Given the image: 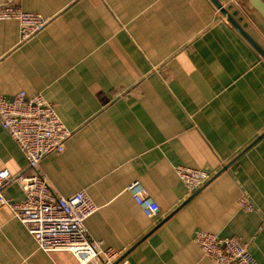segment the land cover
Here are the masks:
<instances>
[{
    "label": "crops",
    "instance_id": "0c3cea01",
    "mask_svg": "<svg viewBox=\"0 0 264 264\" xmlns=\"http://www.w3.org/2000/svg\"><path fill=\"white\" fill-rule=\"evenodd\" d=\"M218 1L238 11L264 48V20L247 0ZM18 4L49 22L21 42L20 22L0 20V96L41 93L72 131L65 151L47 156L40 172L55 194L85 191L98 205L86 221L89 235L125 250L132 264H215L195 242L204 230L239 238L264 264V58L212 1ZM177 166L210 178L188 193ZM26 168L0 127V170ZM135 181L159 204L155 218L129 193ZM4 195L12 203L25 197L16 183ZM242 198L254 210L242 208ZM0 264L79 263L40 250L7 206Z\"/></svg>",
    "mask_w": 264,
    "mask_h": 264
},
{
    "label": "built area",
    "instance_id": "2783aa9c",
    "mask_svg": "<svg viewBox=\"0 0 264 264\" xmlns=\"http://www.w3.org/2000/svg\"><path fill=\"white\" fill-rule=\"evenodd\" d=\"M0 20L20 22L21 42L30 40L49 22L40 14L23 11L18 0H6L0 5ZM0 127L27 160L24 173L0 170V210L8 206L35 239L38 248L49 255L69 253L79 264H132L125 250L107 247L102 240L89 235L86 221L99 209L93 199L85 191L69 197L55 194L40 172L42 161L50 154L65 151L73 134L59 118L54 105L41 93L29 96L20 92L12 100L0 96ZM176 172L188 193L204 186L210 178L206 171L187 166H177ZM14 183L23 189L22 202L12 203L4 195ZM128 191L148 218L158 215L159 204L142 182H132ZM239 205L254 210V205L246 198H242ZM195 242L215 264H257L248 245L239 238H221L201 230L196 233Z\"/></svg>",
    "mask_w": 264,
    "mask_h": 264
},
{
    "label": "water",
    "instance_id": "95a60500",
    "mask_svg": "<svg viewBox=\"0 0 264 264\" xmlns=\"http://www.w3.org/2000/svg\"><path fill=\"white\" fill-rule=\"evenodd\" d=\"M212 3L215 5V7L220 11L221 15L223 16L224 20H226L229 24H231L233 26V28H235L240 35L247 40L255 50H257V52L264 58V48L260 46V44H258V42H256L252 36L247 32L246 28H247V24H243L242 25V17H238L236 18V16L238 15V11H235L232 13H230V10L232 9L233 6H229L226 7L224 5H222L218 0H211ZM248 4L251 6V8L253 10H255L264 20V1L263 0H247ZM228 166H226L225 168H223V170L220 172L222 173L223 171L227 170ZM194 197L191 196V198H189V200H187V202H185L182 206H184L186 203H188L192 198ZM181 206V207H182ZM175 212H173L174 214ZM171 214V216L173 215Z\"/></svg>",
    "mask_w": 264,
    "mask_h": 264
}]
</instances>
